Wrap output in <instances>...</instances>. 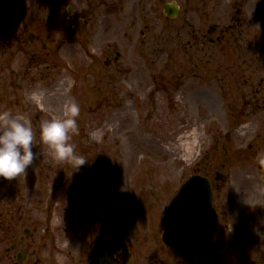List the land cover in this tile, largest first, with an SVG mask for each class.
<instances>
[{
  "label": "flooded vegetation",
  "instance_id": "obj_1",
  "mask_svg": "<svg viewBox=\"0 0 264 264\" xmlns=\"http://www.w3.org/2000/svg\"><path fill=\"white\" fill-rule=\"evenodd\" d=\"M118 1L120 12H123L127 0H14L8 6L16 9L15 5L19 3L26 10L10 21L0 20V61L4 62L3 67L11 70V76H22L32 88L47 81L50 84L46 85L57 86L70 78L67 94L78 103L86 95L89 98L88 92L95 91L100 95L91 102L95 104L89 118L91 123H95L90 127L92 132L79 126L75 137L82 138L85 150H102L104 147L107 158L112 154L113 132L122 137L115 141L116 148L130 147L138 151L143 147L144 136H160L166 129L165 125L161 126L162 122H167L168 117L172 116L181 123H173L174 132L176 124L188 130L191 122L187 113L191 105L199 107L202 102L209 101V104H221L225 99L223 90L208 87L207 80L211 79L208 74L193 71L191 74L189 68L194 67L191 65L159 67L145 64L141 53L130 59L128 54L120 51H112L116 53L114 58L107 57L104 64L101 63V56L108 52L111 54L113 45L102 39L105 31L101 30V25L106 17L95 12L116 8ZM148 1L139 0L143 11ZM208 1L190 0L187 13L206 6ZM222 2L220 0V4ZM153 3L161 7L168 2L153 0ZM177 5L180 15L182 6ZM241 7H237L231 16L233 22L242 21L238 16L243 11ZM33 9L41 12L33 13ZM22 59L28 62L24 76L17 75L13 66L18 63L23 66ZM7 60L10 61L9 66ZM158 68L165 70L159 71ZM167 71L171 74H166ZM211 77L218 80L217 76ZM34 92H38L37 89H32L29 96ZM162 104L170 107L167 115L160 113ZM37 109L39 107L35 106ZM84 113L86 109L81 107L78 123ZM33 126L37 130L35 147L39 156V128L36 123ZM102 129H105L102 134L95 133ZM250 136L249 144L235 146L236 150L230 157L239 167L232 185L227 174L224 181L210 179L213 192L217 190L219 194L213 198L210 222L201 228L209 227L205 230L207 232L212 230L207 239L209 234H213L216 208L224 222L227 216L226 227L233 229V226L239 231L248 225L256 263L264 264V129H255ZM75 147L76 151L81 149V145ZM207 161L201 160L195 173L209 177L211 171L201 173L200 169L207 165ZM65 163L61 162L56 168L46 165L59 172L68 169L73 173L72 167L68 166L71 164L67 162L65 166ZM17 194L15 179L0 178V264H88L97 239L105 243L97 256L98 264H169V259L176 252L187 258L193 257L194 242L193 249L184 251L163 243L162 232L177 196L173 199L170 196L169 203L162 209L160 198L149 196L146 201L138 198L139 208L132 209L126 206L127 199H123L126 202L119 204L123 210L119 211L121 219L116 224L118 232L114 233L111 196L26 197ZM114 238H119V241L112 242Z\"/></svg>",
  "mask_w": 264,
  "mask_h": 264
},
{
  "label": "rangeland",
  "instance_id": "obj_2",
  "mask_svg": "<svg viewBox=\"0 0 264 264\" xmlns=\"http://www.w3.org/2000/svg\"><path fill=\"white\" fill-rule=\"evenodd\" d=\"M11 1L14 0H0V20L10 21L26 10L19 3L15 5L16 9L8 6ZM162 1L180 4L182 10L179 17H167L162 7L164 4L158 7L153 0L148 1V6L145 5V11L139 0H127L123 12H120L119 1L116 8L96 10V15L106 17L101 25V30L105 31L102 39L113 45L111 54L108 52L101 56V63L104 64L107 57L114 58L116 53L112 51H120L128 54L130 59L141 53L145 64L159 67L191 65L194 66L189 68L191 74L193 71L210 76L207 82L211 90L224 91L223 103L209 104V101L202 102L199 107L191 105L187 113L191 122L188 130L179 128L181 123H178V119L168 117L167 122H162L161 126L165 125L166 129L161 131L160 136H144L143 147L138 151L130 147L116 148L115 141L122 137L113 132V149L108 158L104 147L102 150H85L82 147L84 141L81 137H75L74 133L71 142L76 146L81 145L77 153L89 160L73 173L68 169L60 172L54 170L61 162L54 160L49 155L47 145L39 141L40 153L33 165L14 178L17 196H111L114 203L111 219L114 233H117L116 224L121 219L119 211L123 208L119 204L126 202L123 199H127L125 204L132 209L139 208L138 198L146 201L145 198L151 196L153 199L160 198V208H164L170 196L172 199L177 196L182 184L195 173L205 152H209L210 159L206 166L200 168L201 173L211 171L209 177L214 182L218 172L227 174L232 185L239 173V167L230 158L236 150L235 146L249 144L253 131L264 129V0H245L242 7L243 0H223L222 4L220 0H209L206 6L195 8L189 14L187 8L190 0ZM239 6L243 10L238 15L242 21L233 22L231 16ZM31 12L41 10L33 9ZM211 24L217 26L212 33L209 32ZM6 63L10 65L9 60ZM22 63L23 66L20 63L13 66L17 75L24 76L28 62L22 59ZM3 66L4 62L0 61V68ZM157 70L164 71L165 68ZM182 71H186L185 68ZM211 76H217L218 80ZM46 84L50 82L35 84V88H32L28 86L27 79H22V76L14 78L10 69L1 68L0 111L29 115L33 125L36 123L37 126L43 119L61 115L63 103L71 98L67 94L71 86L70 78L57 86ZM32 89L45 92L39 103L29 99ZM255 92L257 96L253 95ZM88 93L89 98L86 95L79 103L80 107L86 109V114L81 115L78 124L81 129L87 127L92 132L90 127L95 123H91L89 118L95 104L91 102L100 95L95 91ZM35 106L39 109L35 110ZM168 108L162 104L160 113L167 115L170 112ZM174 122L178 124L175 125V132L172 130ZM104 130L95 133L100 135ZM34 132L37 138L35 128ZM35 143L36 140L33 151L37 152ZM68 166L74 170L72 164ZM218 194L215 190L214 195ZM215 210L216 227L213 234H209L207 239V234L212 230L207 232L205 230H209V227L201 228L193 241V257L187 258L176 252L169 259V264H258L250 246L249 226L239 231L233 226L230 229L225 224L227 216L224 222L217 208ZM238 232H241L239 238Z\"/></svg>",
  "mask_w": 264,
  "mask_h": 264
},
{
  "label": "clouds",
  "instance_id": "obj_3",
  "mask_svg": "<svg viewBox=\"0 0 264 264\" xmlns=\"http://www.w3.org/2000/svg\"><path fill=\"white\" fill-rule=\"evenodd\" d=\"M44 96L45 92L40 90L32 93L29 99L39 103ZM80 113V104L75 98H69L62 105L61 115L43 119L38 125L39 140L47 145L49 155L56 161L72 164L73 171L80 170L89 160L79 155L71 142L72 134L79 131L77 118ZM35 140L29 115L0 111V178L12 180L33 165L38 157L33 151Z\"/></svg>",
  "mask_w": 264,
  "mask_h": 264
},
{
  "label": "water",
  "instance_id": "obj_4",
  "mask_svg": "<svg viewBox=\"0 0 264 264\" xmlns=\"http://www.w3.org/2000/svg\"><path fill=\"white\" fill-rule=\"evenodd\" d=\"M166 12L176 16L178 10L167 5ZM212 189L206 177L196 175L191 177L178 194L176 211L168 221L164 232L165 243L179 248L191 247L196 229L205 225L211 217ZM89 264H98L96 256L102 249V242L97 241L93 246Z\"/></svg>",
  "mask_w": 264,
  "mask_h": 264
}]
</instances>
